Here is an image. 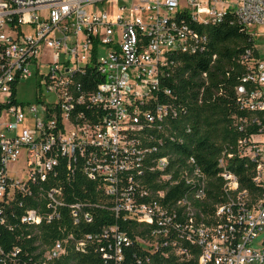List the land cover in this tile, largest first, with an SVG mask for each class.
I'll return each instance as SVG.
<instances>
[{
	"label": "built area",
	"instance_id": "1",
	"mask_svg": "<svg viewBox=\"0 0 264 264\" xmlns=\"http://www.w3.org/2000/svg\"><path fill=\"white\" fill-rule=\"evenodd\" d=\"M108 1L0 0V232L21 229L31 239L66 217L74 227L92 224L98 209L121 222L103 228L107 264H123L134 244L145 254L138 264H264V248H252L264 233V128L238 143L239 157L256 166L258 193L240 189L221 160L222 193L213 204L193 157L171 167L169 146L184 145L176 121L187 112L165 85L180 65L174 57L207 51L200 26L231 15L253 39L264 38V0H235L234 7L133 0L112 12L85 11ZM261 46L258 57L255 49L242 57L247 72L235 92L240 110L264 116ZM34 77L37 105L19 102L18 85ZM133 225L144 236L133 240ZM94 240L43 244V264L70 245L85 252Z\"/></svg>",
	"mask_w": 264,
	"mask_h": 264
},
{
	"label": "trees",
	"instance_id": "2",
	"mask_svg": "<svg viewBox=\"0 0 264 264\" xmlns=\"http://www.w3.org/2000/svg\"><path fill=\"white\" fill-rule=\"evenodd\" d=\"M199 31L208 35L207 51L195 56L174 57L172 60L180 65L165 83L178 97L177 104L187 112L176 121L175 129L176 135L184 138V145L175 144L169 148L170 153L175 155L171 167L183 164L189 157L196 160L209 179L208 198L214 204L220 200L222 193L223 180L219 176L221 160L225 162L226 169L237 176L240 189L250 194L258 193L253 183L256 166L248 159L239 157L238 143L264 128V116L240 110L235 90L247 72L242 57L247 50L255 49L256 57L259 53L255 47L257 41L231 15L217 25L200 26ZM203 74H207L205 79L202 78ZM256 119L258 121L254 122ZM245 120L247 123H244ZM179 125L191 128V133L186 136L179 131ZM230 155L232 158H229ZM78 195L81 196L80 191ZM172 197L177 200L179 191ZM94 211L96 217L92 224L81 223L74 227L66 217L59 222L43 224L39 233L31 239L27 238L31 234L29 231L1 230L0 246L5 251V257L3 261L0 259V264H43V244L50 247L58 239L69 236L81 241L88 235L95 240L85 252L76 251L70 245L65 256L47 264H107L99 250L107 245L102 239L103 228L105 224L121 222L98 209ZM60 226L62 231L59 230ZM135 227H127V234L133 240L137 236H144ZM38 242L39 246L36 245ZM14 248L21 252L16 258H8L7 255ZM124 254L123 264H138V260L145 255L136 244L125 248ZM154 261L160 262V259L155 255Z\"/></svg>",
	"mask_w": 264,
	"mask_h": 264
},
{
	"label": "rangeland",
	"instance_id": "3",
	"mask_svg": "<svg viewBox=\"0 0 264 264\" xmlns=\"http://www.w3.org/2000/svg\"><path fill=\"white\" fill-rule=\"evenodd\" d=\"M230 7H234L235 0H227ZM133 0H113L103 3L94 4L91 6H88L85 8V11L88 13H94V14H100L102 12H112L113 8L116 6H124L129 5L132 3ZM261 40V41H260ZM257 44L261 46L264 45V38L258 39ZM264 47L261 46V49ZM100 53L102 55H105L107 53V49H101ZM264 55V52H263ZM264 61V59H263ZM39 87L37 86V78H31L28 80L22 81L18 85V91H17V98L19 102L25 103V104H32L37 105V98L39 95ZM42 94H45V91H42ZM45 99L47 98V95H44ZM252 248L254 249H261L264 248V233L260 234L253 242Z\"/></svg>",
	"mask_w": 264,
	"mask_h": 264
}]
</instances>
